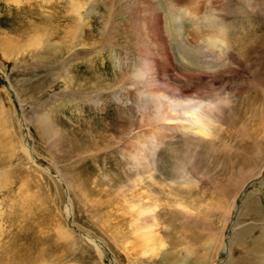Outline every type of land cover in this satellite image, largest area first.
Wrapping results in <instances>:
<instances>
[{
    "label": "bare ground",
    "instance_id": "bare-ground-1",
    "mask_svg": "<svg viewBox=\"0 0 264 264\" xmlns=\"http://www.w3.org/2000/svg\"><path fill=\"white\" fill-rule=\"evenodd\" d=\"M68 2L69 7L65 9L64 14L55 17L52 12L46 13L47 29H43L45 33L43 39L47 41L49 47L52 38L50 30L55 29L61 35L59 40L68 39L67 43L62 44L64 47L62 46L58 60L54 57L46 61L49 66L47 71L49 77L56 74L57 79L64 85L52 98L60 101L56 106L59 112L69 107L74 118L78 120L85 115L88 116L92 109L99 113V118H118L117 121L106 123L105 126L111 142H108L101 151H97L100 144L93 149L81 151L76 157L82 161L86 158L94 161L97 156L101 159L109 157L112 159L111 173L120 171L126 179L118 183L113 182L108 176L109 173L99 172L100 180L96 177L91 181L78 182L66 178L67 175L65 177L58 168L55 170L56 177L66 187L63 195L65 216L70 222L71 207L109 208L108 217L116 216L127 220L126 232L120 240L116 224L104 226L107 233L111 228H115L111 238L109 235L107 237L112 240L115 247L118 246V242L122 244L127 264H147L156 260L158 264H163V260L169 264H187L190 254L193 253L192 243L180 240V236L183 231L188 230L172 229L168 221L173 215H177L181 222L183 220L189 222L185 224L190 226V221L197 222L203 219V222H209V218H200L202 215L199 216V211L203 208L201 206L218 207L222 201L219 200L218 203L217 200L212 202L202 200L203 191L199 189L204 187L201 182L207 179V176L204 170H197L199 154L205 151L209 157L212 154L219 157L227 150L233 155L236 136L246 138L241 129L248 130L247 135L255 138L264 132L263 122L262 124L258 122V125L255 120L254 98L251 95L248 96L243 112L244 120L241 123H236L235 117L228 120L226 118L227 114H235L233 110L237 99L235 100L234 96L240 90L232 88L231 84L232 87L227 86V83L248 81L249 86L247 83L246 89L249 91L252 81L255 80V62L259 60L264 41H257L254 38L256 30H253L252 20L258 9L264 12V0H68ZM259 4H263L262 9ZM41 35L39 38L44 37ZM39 38L36 36L33 40L30 39L32 44L27 43L37 48L42 42ZM49 109L51 110L49 115L52 117V109ZM125 119L127 120L124 124L122 121ZM50 121L46 116L43 119V126L51 128ZM119 126L122 128L118 129ZM123 129L127 131L124 134ZM44 130L46 132V129ZM55 133L57 132H54V135ZM116 133L119 134L118 137L112 135ZM87 135L92 137L91 132ZM94 142L96 144V140ZM177 146H180L182 153L177 150ZM162 151L168 153V162H163L165 158L161 154ZM235 159L233 161L236 163ZM254 170L237 167L236 175L233 173L227 180L231 178L241 187L247 178L255 177L260 171ZM237 175H241L240 178ZM246 176L248 177L245 178ZM210 184L217 187L216 189L220 188L215 181ZM112 185L113 192L110 190ZM5 191L10 192L8 189ZM102 191L104 194L101 199L92 201L87 199L88 196L98 195ZM231 200L232 206L235 192ZM218 209L221 210L219 207ZM206 210L205 213L209 211ZM229 210L222 211L221 217L224 220L229 219ZM0 218L4 219V214H1ZM223 226L218 241L215 242L216 237L215 239L209 237L206 238L207 241L193 247L196 250H203L198 256L202 260L201 264H208L204 262L208 248L214 247L215 254H218L217 251L223 244L220 241ZM69 235L68 233L66 236L65 244L71 248L75 240ZM83 236L100 257L107 256L111 262H115L111 249L103 238L89 234ZM168 238L174 242L170 241L172 242L170 244ZM168 243L172 246L174 254L168 250ZM12 254L7 256L8 259L12 258ZM169 254H172L174 260H167Z\"/></svg>",
    "mask_w": 264,
    "mask_h": 264
},
{
    "label": "rangeland",
    "instance_id": "rangeland-1",
    "mask_svg": "<svg viewBox=\"0 0 264 264\" xmlns=\"http://www.w3.org/2000/svg\"><path fill=\"white\" fill-rule=\"evenodd\" d=\"M259 5L262 9L263 4ZM61 7L62 9H60ZM68 7V0H52V2L51 0H0V201L2 200L0 205L3 204L0 206V215L4 214V219L0 218V221L2 220L0 222V264H19L20 262V264H127L125 254L122 251V244L118 242L119 247H115L110 239L115 228L110 227L111 230L108 233L104 231V226L116 224L119 229L118 239H123V234L126 232V219L116 216L108 217L107 211L109 208L106 207H71L72 215L69 222L63 210V195L66 187L56 177L55 170L58 168L64 176L67 175L66 178L78 182L91 181L96 177L100 180L101 172L104 174L109 173L108 176L113 179V182L117 183L124 181L125 178L120 171L118 173L117 171L113 172L116 177H111L113 175L111 173L112 159L109 157L101 159L100 156H97L94 161L89 158L83 161L77 160L81 151L93 149L100 144L101 146H98L97 151H101L108 142H111L108 138L109 132L105 131V126H107L106 123L115 122L118 118H99V113L92 109L89 111L91 115H85L84 118L78 120L74 118L69 107L59 112L56 106L60 101L52 98L64 85L60 79H57L56 74L52 75L54 78L49 77L47 72L49 66L46 61L54 57L58 60L64 47L62 44L67 43L68 39L59 40L61 35L55 29L53 30L55 33L50 30L52 38L50 39L51 47H49L47 41L45 42V39H43L45 38L43 29H47L46 19L48 17L46 18V13L52 12L53 16L58 17L64 14L65 9H68ZM47 9H49L48 12ZM254 16V20H252V23H254L253 30H256L254 38L257 41H264V12L258 9ZM38 33L42 34L41 37L43 35L44 37L39 38L40 34ZM36 36L42 41L39 40L41 45L39 43L37 48L30 45L32 44L31 40ZM27 42H30V44ZM262 46L259 60L255 62V80L252 81L249 91L246 89L249 86L248 81H231L227 83V86H233L232 88L235 87L236 90L240 89L234 96L235 100L237 99L233 110L235 114H227V120L235 117L238 124L244 120L245 115L243 112L246 109L248 96L251 95L255 99H253L255 120H257V124L263 122L264 127V121L262 120L264 119V44ZM5 53L8 56H4ZM238 95L240 96L238 97ZM256 106L258 107L255 108ZM48 108L52 109V117L49 115L51 110L49 109V111ZM46 116L51 120V128L43 126V119ZM58 119L60 121L57 122ZM126 120L122 122L125 124ZM68 121L70 122L68 123ZM89 123L91 124L89 125ZM58 127L62 131H59ZM119 128L122 127L119 126ZM44 129H46L47 134ZM126 129L122 130V134L127 132L124 131ZM241 131L248 139L244 136L241 137V135L236 136V143L232 151L233 155H230L227 150L219 157H216L215 154L209 157V154H206L205 151H201V154H199V168L196 169L198 171L204 170L207 176V179L201 182L204 187L199 189V191H203L201 192L202 200L204 202L217 200L218 203L222 200L218 206L221 210L219 211L218 207L215 206H201L203 208L200 207L199 216L202 215L200 218H209V222H203V219L197 222L192 221L193 223L190 221L191 226L187 225L189 222L184 220L181 222L177 215H173L168 221L171 223L172 229L188 230L185 231L186 233L183 231L180 236V240L193 244H191L193 253L190 254L191 257L188 258L187 264L202 263L198 256L203 250H196L193 247L207 241L206 238L209 237L210 239L216 237L215 242L218 241L222 225H224L220 239L223 242L222 247L218 249L217 255L214 247L208 248V255L204 262H208V264H264V132L262 131L255 138L247 135L248 130L241 129ZM54 132H57L59 137H57V133L54 135ZM90 132L92 137L87 135ZM49 135L51 136L49 137ZM112 135L119 136L118 133ZM56 137L58 140L54 139ZM49 140L50 142H48ZM238 140L241 142H237ZM180 146H177V150L182 153ZM161 154L165 158L163 162H168V153L162 151ZM234 159L236 163L233 161ZM168 165L167 168L170 167ZM237 167H241L243 170L250 169L251 171L255 169L254 172L260 171L257 172L255 177L247 178L248 176H246L247 180L239 187L231 178L227 180L233 173L236 175ZM237 176L240 178L241 175ZM117 178L119 179L117 180ZM206 180L211 183L215 181L219 184L220 190L211 186L213 184H210V182H204ZM3 188L10 190V192L7 193ZM110 190L113 192L114 185L110 187ZM234 192L235 200L231 206ZM103 194L102 191L98 195L88 196L87 199L89 201L101 199ZM216 197L217 199H215ZM203 209L209 211L205 213ZM227 210H229V219L224 220L221 213ZM206 222H208L207 225H205ZM68 233L75 240V244L71 248L65 244ZM83 234L103 238L106 245L111 249L115 262H111L107 256L100 257L91 245L85 241L86 238ZM168 241L174 242L171 238H168ZM170 244L168 243L170 248H167L170 253L174 254ZM10 254H12V258L8 259L7 256ZM171 255L167 256V260H174ZM162 262L163 264H169L164 260ZM153 263L158 264L157 260Z\"/></svg>",
    "mask_w": 264,
    "mask_h": 264
}]
</instances>
